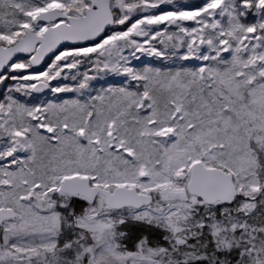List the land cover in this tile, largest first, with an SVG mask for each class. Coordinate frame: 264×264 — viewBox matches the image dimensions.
Wrapping results in <instances>:
<instances>
[{
	"label": "snow or ice",
	"instance_id": "1",
	"mask_svg": "<svg viewBox=\"0 0 264 264\" xmlns=\"http://www.w3.org/2000/svg\"><path fill=\"white\" fill-rule=\"evenodd\" d=\"M0 264H264V0H0Z\"/></svg>",
	"mask_w": 264,
	"mask_h": 264
},
{
	"label": "rangeland",
	"instance_id": "2",
	"mask_svg": "<svg viewBox=\"0 0 264 264\" xmlns=\"http://www.w3.org/2000/svg\"><path fill=\"white\" fill-rule=\"evenodd\" d=\"M181 2L183 3H198L199 0H181ZM140 55V54H138ZM140 60L142 61V63L138 64V67H143V66H152V67H164L165 65L169 66V67H176L178 66V62L177 64H173L171 61H163V63L160 62V58H155V57H151V56H147V55H140ZM185 66H190V65H185ZM122 78L120 76H116L114 74H108L107 76H101L99 78V82H94L95 87L98 89L99 87L103 86H108L107 84H105V81H108L109 83H111L113 86H117L118 82L121 80ZM67 82L71 83L70 80H68ZM55 83V82H54ZM95 94V93H93ZM22 95V94H20ZM34 95V94H33ZM36 96V95H34ZM59 97L60 99H68V98H72L71 95L69 94H54L51 92H48L47 90L39 95V98L41 101H46L49 99H53L55 97ZM26 100L29 99V97H25Z\"/></svg>",
	"mask_w": 264,
	"mask_h": 264
},
{
	"label": "water",
	"instance_id": "3",
	"mask_svg": "<svg viewBox=\"0 0 264 264\" xmlns=\"http://www.w3.org/2000/svg\"><path fill=\"white\" fill-rule=\"evenodd\" d=\"M54 83V82H53ZM46 91V90H45ZM34 95H36V96H39V95H41V94H43V93H33Z\"/></svg>",
	"mask_w": 264,
	"mask_h": 264
},
{
	"label": "trees",
	"instance_id": "4",
	"mask_svg": "<svg viewBox=\"0 0 264 264\" xmlns=\"http://www.w3.org/2000/svg\"><path fill=\"white\" fill-rule=\"evenodd\" d=\"M29 99H31V97H29Z\"/></svg>",
	"mask_w": 264,
	"mask_h": 264
}]
</instances>
